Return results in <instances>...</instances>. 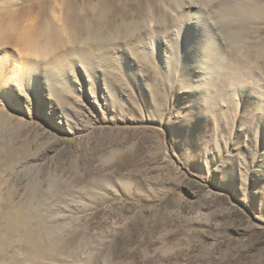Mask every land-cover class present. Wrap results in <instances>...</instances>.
<instances>
[{"label": "rangeland", "instance_id": "1", "mask_svg": "<svg viewBox=\"0 0 264 264\" xmlns=\"http://www.w3.org/2000/svg\"><path fill=\"white\" fill-rule=\"evenodd\" d=\"M34 3L46 13L41 30L56 28L64 44L43 63L17 51L30 58L31 78L39 81L27 86L31 100L25 85H16L30 107L0 92L3 116L14 119L10 130L0 125L7 163L1 192L12 189L17 205L32 200L12 255H0V264L13 255L27 264H264V97L249 91L238 98L230 82L209 83L205 96L186 86L192 30L177 48L183 73L168 65V37L179 41L175 29L185 9L195 8L258 77L254 86H264V0H232L229 9L221 0H0L1 32L5 12ZM31 11L19 32L39 25ZM72 15L80 23L70 40ZM83 24L97 35L86 39ZM157 33L155 44L139 42ZM117 45L124 46L126 68L138 69L131 84L116 59L77 54ZM5 146L16 152L9 156ZM130 176L135 186L124 179Z\"/></svg>", "mask_w": 264, "mask_h": 264}, {"label": "bare ground", "instance_id": "2", "mask_svg": "<svg viewBox=\"0 0 264 264\" xmlns=\"http://www.w3.org/2000/svg\"><path fill=\"white\" fill-rule=\"evenodd\" d=\"M73 5V4H72ZM74 6V5H73ZM75 7V6H74ZM77 8V7H76ZM74 11L76 10L75 8H72ZM31 10H37L36 12V15L34 14L35 18L33 20V22L39 24L37 25L36 27L33 26L28 29H25L21 32H19V28L18 26L24 22H26V19H24L25 17H29V16H33L31 15L33 11ZM71 10V9H70ZM99 10V8H98ZM101 10V9H100ZM99 10V11H100ZM12 11V12H11ZM10 12H5L4 14V17L6 19L5 22H7V24L3 27H5L2 32H1V29H0V47H2L4 50L3 51H11L14 56H15V59H11L9 58L8 56H5L3 58V61L0 62V89L2 88L3 90L6 91V89L8 90L7 94H6V97H7V100L10 102V99H11V96L13 95L16 99V93H15V90H16V85H20L23 83L24 85V81L25 79H27V86H30L31 88H33L35 86V84H39V81H35V79L31 78L32 77V74H31V69L28 65V60L30 58L26 57L25 58H22L20 57V55L17 53V51L19 50H23L25 49L26 51H28V56L29 57H33V58H40L42 60V63L46 61V59H48L49 56H51L52 54L51 53H55L56 50H58L62 44V41L60 39V32L57 30L55 31V29L53 31L49 30V28H45L44 30H41V27H40V22L42 23L43 20H44V17H45V10L43 9L42 6H40L39 4H32V5H24L19 8H15L13 10H11ZM98 11V12H99ZM76 12V11H75ZM75 12H74V15H75ZM92 12V11H91ZM96 11H94L95 13ZM104 12V11H102ZM106 12V11H105ZM79 13V12H78ZM77 13V15H79ZM91 14V13H90ZM2 15V14H0ZM82 15V14H81ZM94 15V14H93ZM100 15H103V13L101 14V11H100ZM106 15V14H105ZM104 15V16H105ZM103 18V16H100V18ZM70 20L72 23H71V29L69 31V34L67 31H65V28H64V32L65 35L68 34L71 36L70 40L72 38H77V35H78V32L77 30L79 25L78 23H80V21L77 23L78 21V18L75 19L72 15V17H69ZM80 18V17H79ZM24 20V22H23ZM80 20V19H79ZM86 20V19H85ZM90 20V17L89 19ZM103 20H107V18L103 19ZM114 20V19H113ZM102 21V19H101ZM111 21V20H110ZM29 22V21H28ZM27 22V24H29ZM32 22V21H31ZM32 22V23H33ZM87 22V21H86ZM92 22V21H90ZM103 22V21H102ZM112 22V21H111ZM87 24V23H86ZM84 25V27L82 26V29L80 27L81 30H83V32L85 33L86 35V39L88 38H93L95 37V35H97L96 33V30H92V28L90 27V25ZM91 24V23H90ZM112 23H110L109 25H111ZM117 25V24H116ZM39 26V28H38ZM107 26V25H106ZM113 26V25H112ZM118 26V25H117ZM126 26V25H125ZM70 27V26H69ZM116 27V26H115ZM95 28V27H94ZM111 28V27H110ZM123 29H125L124 27H122ZM24 29V28H23ZM77 29V30H76ZM120 29V28H119ZM126 30L125 29V32L126 33ZM120 31V30H118ZM128 31V30H127ZM130 31V30H129ZM40 32H42V38L44 39L42 44H39L38 42H40V40L42 38H38L37 35H40ZM122 32V30L120 31V33ZM131 32V31H130ZM129 32V34H130ZM128 33V32H127ZM126 33V34H127ZM123 34V33H122ZM128 34V35H129ZM121 35V34H120ZM66 37V36H65ZM129 37V36H128ZM109 39V38H108ZM127 40V39H126ZM116 43V41H115ZM63 44H64V41H63ZM31 45V46H30ZM109 45V44H108ZM145 45V44H144ZM63 46V45H62ZM140 46V45H139ZM66 47V46H65ZM142 47V46H141ZM146 47V46H145ZM23 48V49H21ZM138 48V47H137ZM69 49V48H68ZM75 50V49H74ZM81 50V49H80ZM2 51V52H3ZM62 51V50H61ZM84 51V50H83ZM135 51V50H134ZM71 52V51H70ZM82 52V51H81ZM86 52V51H85ZM137 52V51H136ZM53 53V54H54ZM67 53V52H66ZM73 53V52H72ZM86 53H90V52H86ZM92 53V52H91ZM138 53V52H137ZM57 54V53H56ZM68 54V53H67ZM79 56V55H78ZM81 56V55H80ZM84 57V56H83ZM142 58V57H141ZM86 58H82V60ZM138 59V58H137ZM50 60V59H49ZM48 60V61H49ZM82 60H80L81 62H83ZM84 60V62H86ZM53 62V60H52ZM83 62V63H84ZM41 63V64H42ZM47 63V62H46ZM50 63V62H49ZM48 63V64H49ZM87 63V62H86ZM53 66L51 68H53L56 72H58L59 74H61V72L63 71V67L60 66V64H53L51 63ZM67 64V63H66ZM90 64V63H89ZM62 65V64H61ZM65 65V64H64ZM87 67V66H86ZM52 70V69H51ZM64 72V71H63ZM62 72V73H63ZM45 74V73H44ZM52 74H53V70H52ZM56 74V73H54ZM66 75V73H64ZM43 75V74H42ZM56 76V75H55ZM57 77V76H56ZM63 77V76H62ZM66 77V76H65ZM54 81V80H53ZM52 82V81H51ZM2 83V84H1ZM44 83V82H43ZM52 84V83H51ZM48 86V85H47ZM50 86V84H49ZM48 86V87H49ZM53 89V88H51ZM49 90V89H48ZM38 89L36 92V95H38ZM32 92H34L32 90ZM3 93V92H2ZM34 93H32L33 95ZM40 95V94H39ZM38 97V96H37ZM3 109V108H2ZM6 109V108H5ZM3 111V110H2ZM0 110V125H4V127H8L11 126L12 124V121H14V119L12 120V117L11 116H3V113ZM6 113V112H5ZM0 126V127H1ZM2 129V127H1ZM5 130V129H4ZM10 130V128H9ZM7 131V130H6ZM5 131V132H6ZM4 132V133H5ZM9 132V131H8ZM3 133V134H4ZM10 133V132H9ZM2 134V133H1ZM2 134V135H3ZM1 139V138H0ZM9 140V139H8ZM3 142V140H1V143ZM12 143V141H10ZM9 143V142H8ZM1 145V144H0ZM6 145V144H4ZM2 146V145H1ZM12 146V145H11ZM3 147V146H2ZM9 147V146H8ZM6 148V146L4 148L7 149V151L9 152V156L10 154L13 152L9 151V148ZM1 148V147H0ZM2 150V149H1ZM13 150V149H12ZM5 151V150H4ZM2 151V152H4ZM16 151H14L13 153H15ZM7 153V152H6ZM1 152H0V247L3 246V249L1 251L0 249V255H5V253H8L10 257V253H12L13 249L11 247V244L13 242V238L14 236L17 234V228H18V225L21 221H23L25 219V215L28 213L29 211V207L26 208L24 207V205H31L32 203V200H30L29 198L28 199H25L21 204L18 203V205L14 202V198H13V191L12 189L8 188L7 190H5L4 192H1V187L7 182V174L5 172V176L3 175V167L4 166V163L5 165L7 164L5 162V159H2L1 157ZM8 156V154H7ZM12 156V155H11ZM13 158H14V155H13ZM11 159V158H10ZM17 162H18V158H17ZM13 166V165H12ZM5 177V178H4ZM31 209V208H30ZM16 210V212H15ZM17 219V220H16ZM41 239H44L41 238ZM45 240V239H44ZM18 249V248H17ZM18 251V250H17ZM12 257V256H11ZM37 257V256H36ZM8 260V259H7ZM3 261L2 260V263L1 264H27V260L25 259V263L23 262H20V259H18L16 257V255H13V258H11V260H8V261Z\"/></svg>", "mask_w": 264, "mask_h": 264}, {"label": "snow or ice", "instance_id": "3", "mask_svg": "<svg viewBox=\"0 0 264 264\" xmlns=\"http://www.w3.org/2000/svg\"><path fill=\"white\" fill-rule=\"evenodd\" d=\"M221 2L225 9L232 7V0H221ZM188 30H192L194 33L192 44L194 47L195 58L192 61V64L194 65L192 69V80L189 81L186 86L192 87L195 94L205 96V87L209 83L216 84L219 87L230 82L235 86V94L238 98L249 91L264 97V86H261L259 89L254 86L258 77H256L254 73H249L239 60L235 59L227 52L215 31L208 25L205 14L198 12L195 8L185 9L184 20L181 24L177 25L175 29V31L179 33V41L177 42L173 36L168 37V39L172 41L173 48V51L169 53L168 65L170 72L175 71L181 74L183 73L184 61L182 55L178 54L177 48L179 47L182 51L184 34ZM158 38V33L155 36H142L139 38V42L145 45L149 42L155 44ZM77 54L86 57L89 61L98 58L116 59L129 84H131L133 76H135V73L138 71L135 65H133L131 72L126 68L125 60H127V54L124 51L123 45H117L110 50L101 49L99 54H97V50L95 49H93L92 53L82 52ZM67 55L71 57L73 53H68ZM5 56H8L13 60L15 59V56L11 51H3L0 52V62L3 61ZM157 66L159 67L158 61ZM161 72L164 74L163 69H161ZM93 79H95V77H93ZM174 82L181 84L184 83L180 79H177ZM24 85L25 91L31 100L32 93L28 90L27 79H25ZM108 88L113 93H116V89L113 88L110 83L108 84ZM2 91L3 89H0V92ZM116 95L119 96V93H116ZM17 99L21 103H26L29 107L31 106L29 102L24 101L23 97L18 94ZM3 102V96L0 95V103ZM262 111H264V104H262ZM189 119H191V117H189ZM255 119L259 120V117L256 116ZM181 123L187 124L188 121H181ZM248 162L251 163L250 160ZM124 179L133 186L137 183L136 177L130 176L125 177Z\"/></svg>", "mask_w": 264, "mask_h": 264}]
</instances>
